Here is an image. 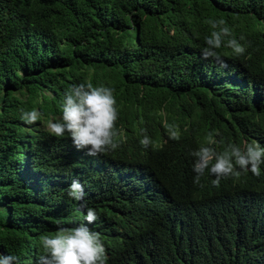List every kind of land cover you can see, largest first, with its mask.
Returning a JSON list of instances; mask_svg holds the SVG:
<instances>
[{
    "label": "trees",
    "instance_id": "trees-1",
    "mask_svg": "<svg viewBox=\"0 0 264 264\" xmlns=\"http://www.w3.org/2000/svg\"><path fill=\"white\" fill-rule=\"evenodd\" d=\"M220 19L247 46L237 56L225 40V68L201 55ZM81 83L114 90L120 147L107 154L47 127ZM253 142L264 146V0H0V255L37 264L40 237L86 224L91 207L106 264H264V164L193 182L191 152ZM73 179L84 201L67 195Z\"/></svg>",
    "mask_w": 264,
    "mask_h": 264
},
{
    "label": "clouds",
    "instance_id": "clouds-1",
    "mask_svg": "<svg viewBox=\"0 0 264 264\" xmlns=\"http://www.w3.org/2000/svg\"><path fill=\"white\" fill-rule=\"evenodd\" d=\"M212 29L210 36L205 37V46L201 49L204 59L214 60L221 68L227 67L224 59L217 51L226 40V47L231 48L235 55H243L246 45L230 38L231 30L224 26L223 19L209 21ZM240 40H244L241 36ZM113 89L105 86L93 87L91 83L72 85L64 94L62 103V115L54 122L50 121L48 129L51 134L61 138L67 134L73 146L77 150H83L85 155L95 157L107 154L109 151L120 147L113 137L117 135L113 131L117 119L115 108L116 101ZM42 113L33 109L21 110V119L26 124H33L41 117ZM219 136V132L216 133ZM170 140H179V135L172 130ZM145 149L155 152L163 149L165 140L155 141L144 135L139 142ZM219 141L209 140V144ZM194 157L192 170L195 173L194 184L203 186L201 178L207 171L215 177L211 181L214 187H219L222 180L232 176L251 172L252 175H261V165L264 164V146L258 142L246 144L242 149L235 144H229L224 152L218 153L214 147H201L191 152ZM67 195L75 201H84V186L78 179H73L68 186ZM86 207V204H82ZM99 219L94 208L87 207L84 220L86 224H80L74 228L60 227L55 235H42L40 241L43 253L39 256L37 264H106L107 255L100 233L92 231L87 225L93 224ZM15 255H0V264H18Z\"/></svg>",
    "mask_w": 264,
    "mask_h": 264
},
{
    "label": "rangeland",
    "instance_id": "rangeland-1",
    "mask_svg": "<svg viewBox=\"0 0 264 264\" xmlns=\"http://www.w3.org/2000/svg\"><path fill=\"white\" fill-rule=\"evenodd\" d=\"M58 116H59V115H58ZM55 118L58 119V117H56V116H55ZM50 121H52V119H51V120H48V122H47V127H48V124H49ZM52 122H53V121H52Z\"/></svg>",
    "mask_w": 264,
    "mask_h": 264
}]
</instances>
